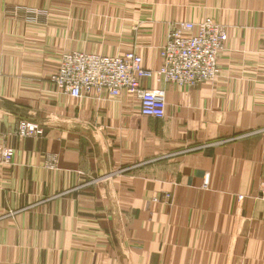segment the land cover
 <instances>
[{"label":"crops","instance_id":"obj_1","mask_svg":"<svg viewBox=\"0 0 264 264\" xmlns=\"http://www.w3.org/2000/svg\"><path fill=\"white\" fill-rule=\"evenodd\" d=\"M227 28L213 81L76 98L65 52L161 64L179 22ZM19 117L42 125L21 137ZM0 264H264V0H0Z\"/></svg>","mask_w":264,"mask_h":264},{"label":"built area","instance_id":"obj_2","mask_svg":"<svg viewBox=\"0 0 264 264\" xmlns=\"http://www.w3.org/2000/svg\"><path fill=\"white\" fill-rule=\"evenodd\" d=\"M228 40L227 28L212 17L200 22H179L168 31L160 48L161 64L153 69L135 50L117 55L83 51L63 53L57 71L51 76L56 90L81 98L108 92L111 97L127 94L140 103V114L152 118L166 116V90L148 88L143 81L172 83L194 87L213 81L219 75L218 59ZM16 131L21 137L41 132L38 124L18 120ZM14 148L0 147V164H9ZM264 198V181L261 187Z\"/></svg>","mask_w":264,"mask_h":264},{"label":"rangeland","instance_id":"obj_3","mask_svg":"<svg viewBox=\"0 0 264 264\" xmlns=\"http://www.w3.org/2000/svg\"><path fill=\"white\" fill-rule=\"evenodd\" d=\"M175 24H176V23H175ZM75 51H78V50H75ZM69 52H71V51H69ZM83 52H84V51H83ZM20 119H25V120L31 121V120H29L28 118H25V117H19L18 120H20ZM31 122H33V121H31ZM17 123H18V121H17ZM36 124H38V123H36ZM16 126H18V125L16 124ZM38 126H39V128L41 129V132H40V133H37V134L29 135V136H41V135H43L44 130H43L42 125L38 124ZM16 132H17V131H16ZM19 136H20V135H19ZM29 136H24V137H29ZM13 157H14V156H13Z\"/></svg>","mask_w":264,"mask_h":264},{"label":"bare ground","instance_id":"obj_4","mask_svg":"<svg viewBox=\"0 0 264 264\" xmlns=\"http://www.w3.org/2000/svg\"><path fill=\"white\" fill-rule=\"evenodd\" d=\"M125 95V94H124ZM127 95V94H126Z\"/></svg>","mask_w":264,"mask_h":264}]
</instances>
